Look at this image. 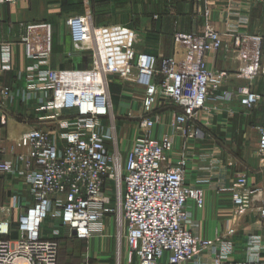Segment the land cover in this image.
Wrapping results in <instances>:
<instances>
[{
    "label": "built area",
    "instance_id": "built-area-1",
    "mask_svg": "<svg viewBox=\"0 0 264 264\" xmlns=\"http://www.w3.org/2000/svg\"><path fill=\"white\" fill-rule=\"evenodd\" d=\"M13 3L14 0H0ZM216 0H193L194 13L203 20L200 34L183 37L184 53L161 59L138 53L132 48L134 34L128 29L112 30L109 42L121 58L120 63L108 59L103 76L96 58V33L91 16H74L66 20L72 49L91 53V68L85 71L48 70L39 72L38 85L29 84L21 99H36L31 92H44L47 101H39L43 109L53 111L56 127L32 129L24 133L19 146L23 154L17 170L11 162L0 161V174H18L33 196L32 206L16 220V239H12L10 223L1 220L0 264H58L59 231L42 234L48 218L60 220V227L70 238L88 240L92 229L111 217L116 227L118 257L121 244L129 264H157L166 258L168 264L193 261L195 255L211 250L212 264H223L233 251L228 229L226 238L216 243L200 239L187 228V204L201 209L203 189L184 183L187 157L181 152L171 160L174 137L186 140L199 135L194 121L206 108L227 79L224 73L210 71L205 63L208 54L223 47V37L211 24ZM234 32V30H233ZM234 46L244 61L240 77L246 86L238 87L236 97L244 109H252L260 96L251 82L264 75V51L260 37L238 34ZM3 71H10L8 51L1 59ZM110 75L139 88V134L122 156L119 150L116 118L110 92ZM8 98V88L1 90ZM223 92L222 99H230ZM172 105L178 109L169 121L170 132L156 138L152 130L160 124L158 110ZM258 154L264 158V127L259 128ZM198 182V183H201ZM112 193V195H110ZM253 191L246 189V178L239 175L232 187V203L236 213L250 208ZM264 220V207L258 208ZM257 243V241H254Z\"/></svg>",
    "mask_w": 264,
    "mask_h": 264
},
{
    "label": "crops",
    "instance_id": "crops-1",
    "mask_svg": "<svg viewBox=\"0 0 264 264\" xmlns=\"http://www.w3.org/2000/svg\"><path fill=\"white\" fill-rule=\"evenodd\" d=\"M84 15L91 16L97 29H128L134 34L132 48L158 59L184 53L182 38L194 37L203 28V20L194 13L193 0L1 1L0 161L11 162L17 170L22 168L17 158L24 153L19 146L21 136L32 129L56 127L53 111L43 109L39 104V101L44 104L47 101L44 92H31V97L36 99H21L23 93L28 92L29 84L38 85L39 72L91 68L87 54L73 51L66 25L69 17ZM210 20L215 31L223 37V47L217 53L208 54L205 63L210 71L224 73L227 79L207 102L206 108L196 114L194 124L199 130L198 137L187 139L184 151L183 139L174 137L171 160L183 152L188 159L184 183L199 186L204 192L201 209L191 202L187 204V228L200 239L216 243L218 248L219 242L226 238L227 230L234 229L229 238L233 251L223 264H264V220H259L258 213V208L264 207V201L256 199L264 198V160L258 156V130L264 127V75H258L251 82L252 90L260 96L259 102L252 109H244L235 93L248 82L240 77L244 61L234 46L238 34L260 37L264 51V0H216ZM5 51L10 56V71H3L1 67ZM4 88L11 92L8 98L1 93ZM124 90L122 95L126 105L122 110L129 117H136L142 91L133 85ZM223 92H229L230 99H222ZM177 111L170 105L158 110L162 118L152 132L154 137L170 132L169 121L172 113ZM0 175H8L13 181L9 188L13 194L6 202L9 207L22 213L32 206L33 196L21 176ZM239 175L245 176L246 189L254 192V200L249 209L237 214L232 203V187ZM201 181L204 182L198 183ZM65 231L68 241H83L70 238ZM42 234L51 236L45 230ZM92 234L91 241L86 243L87 250L94 249L99 261L107 264L112 260L107 255L111 247L107 238H112L115 246L113 263L129 264L123 253L124 244H121V256L118 257L116 227L111 217L94 226ZM62 236L59 232V242ZM254 241L257 243L253 244ZM213 259L214 253L206 250L183 264H212ZM157 264L168 263L164 258Z\"/></svg>",
    "mask_w": 264,
    "mask_h": 264
},
{
    "label": "rangeland",
    "instance_id": "rangeland-1",
    "mask_svg": "<svg viewBox=\"0 0 264 264\" xmlns=\"http://www.w3.org/2000/svg\"><path fill=\"white\" fill-rule=\"evenodd\" d=\"M84 54H87L88 57L86 59L91 62V53L86 52ZM108 79L110 80V92L112 97V104L114 107V115L116 118L119 150L122 156H124V153L130 148L132 141L139 134L138 119H136L135 117H129V115L127 113L124 114V111L122 110V107H125L124 105H126L124 101L125 98L123 97L122 93L125 91L124 89L130 87V84L124 82L117 75H110ZM158 115L161 119L162 115L160 113ZM154 130H152V132H154ZM259 158L261 160H264V158L260 156ZM11 182L13 181L9 178L8 175H0V209L2 210L1 220L10 223L11 232H13L11 237L12 239H16V219L21 211L19 209H15L13 206L9 207L6 204V202L11 198V194H13V192L9 189L12 186ZM110 195H112V193H110ZM256 199L261 202L264 201L263 197H258ZM60 225V220H50L49 218L42 224V230H45L47 235H51L56 228H58L57 230H59L61 236L63 235L59 242L58 264H105L103 263V261L98 260V254L94 249H91L89 251L87 250L86 243H88V241H91V239L83 240L80 243L68 241L66 239L67 234L65 228H59ZM107 239L111 241V247L107 252V255H109L112 259L110 261H107V264H114V240L112 238ZM87 252L89 253L87 254ZM125 252L126 249L125 247H123V253Z\"/></svg>",
    "mask_w": 264,
    "mask_h": 264
},
{
    "label": "bare ground",
    "instance_id": "bare-ground-1",
    "mask_svg": "<svg viewBox=\"0 0 264 264\" xmlns=\"http://www.w3.org/2000/svg\"><path fill=\"white\" fill-rule=\"evenodd\" d=\"M113 32L108 30H101L96 33V42H95V50H96V58L100 65V76L105 75L104 70L106 69L107 62L109 58L113 59L114 63H120L121 58L117 55L115 50H113L112 46L105 47L104 44L108 43L109 38ZM104 66L105 69L102 67Z\"/></svg>",
    "mask_w": 264,
    "mask_h": 264
}]
</instances>
